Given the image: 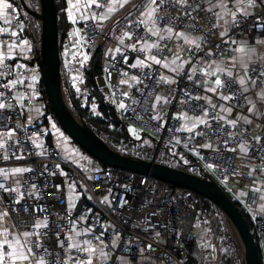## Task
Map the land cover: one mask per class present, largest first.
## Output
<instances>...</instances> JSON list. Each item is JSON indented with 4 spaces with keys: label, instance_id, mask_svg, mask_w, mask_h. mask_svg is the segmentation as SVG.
<instances>
[{
    "label": "built area",
    "instance_id": "2783aa9c",
    "mask_svg": "<svg viewBox=\"0 0 264 264\" xmlns=\"http://www.w3.org/2000/svg\"><path fill=\"white\" fill-rule=\"evenodd\" d=\"M84 1L90 4V0ZM216 1L231 6L235 0H187V3L164 0L153 15L154 30L171 29L172 33L183 32L197 40L184 48V62L167 88L162 84L160 65L152 57L159 61L171 57L177 52L176 42L171 37L153 36L137 17L123 22L118 34L123 45L102 63L99 82L104 89L102 106L110 108L124 125H133L151 137L157 153L165 143L166 149L190 154L196 173L216 181L228 193L236 188L232 182L227 184V180L237 175L239 147L244 145L252 167L242 180L264 189L260 177L264 171V130L243 122H224L216 108L226 106L245 116L247 104L242 87L233 78L221 75L225 86L211 91L206 84L208 77L202 71L204 65L212 66L227 58L243 37L249 44L263 38L264 0H256L245 12L234 13L225 28L216 19V9L212 7ZM99 2L105 7L107 0ZM104 7L86 6L87 16H75L72 20L82 35L77 48L71 29L61 42V63L74 92L79 91L75 81L82 75L78 68L71 66L73 70H69L64 55L78 50L74 59L77 65L84 66L87 62L82 57L84 44L91 47L100 36L97 20L92 17L100 15ZM8 13L10 26L21 23L12 9ZM154 39L157 47L142 46ZM33 66L38 68V64L32 63L29 71L22 73H31ZM262 72L261 67L248 68L254 85L264 83ZM12 74V67L6 62L0 77V105H3L0 130L17 126L19 131L0 145V167L20 166L28 171H22L17 191H12L9 181L0 175V211L7 213L18 234L32 233L26 246L35 253L31 261L43 256L46 264H87L85 260L90 257L83 249L90 246L97 249L96 255L93 254L97 260L92 264H192L189 255L193 245L204 236L202 228H198L192 193L150 175L102 168L94 159L90 166L65 159L55 143L47 140L46 128L27 127L23 122L16 93L30 92L33 88L39 92L41 86L12 85L9 79ZM164 90L168 91V98L158 103L157 98ZM98 105L92 97L88 108L92 116L102 117ZM183 117L195 120L191 131L183 128ZM199 119L205 123H199ZM258 122L264 128V103ZM256 198V194L242 193L236 200L250 214ZM37 223L42 226L35 227ZM253 224L264 262V216L253 218ZM70 243L79 244L81 250L69 249ZM203 247L208 249V243L204 242Z\"/></svg>",
    "mask_w": 264,
    "mask_h": 264
},
{
    "label": "crops",
    "instance_id": "0c3cea01",
    "mask_svg": "<svg viewBox=\"0 0 264 264\" xmlns=\"http://www.w3.org/2000/svg\"><path fill=\"white\" fill-rule=\"evenodd\" d=\"M65 2V20L66 22H69L68 24L71 28V33L73 35V43L76 45L77 48V46H79L82 41V35L80 31L70 23L75 16H87L88 12L86 6H88L89 4H86L84 0H65ZM4 3L10 4L11 8L9 9H12V4L9 1L0 0V6H2ZM109 6V0H107V4L101 13L103 15H108L109 18L102 22H98L100 30L99 40H102L106 37L108 38L107 41L109 42V44H107V50H104L105 53H103V59L110 55L119 46L123 45V43H121V37L118 35L119 30H117V28L127 18L135 16L142 22L146 31L152 29L156 33L155 35H153L149 31L153 36H158V38L171 37V39L176 42L177 52L174 55H171V57L160 61L159 63L162 84L164 88H167V85H169L170 82L172 84L173 76L178 71L181 64H183L184 62V48L188 45L193 44L189 43V41L196 42V38L183 32L170 33L168 29H164L160 32L154 30L152 24L153 16L149 17L147 15V12L149 11V0H129V2L124 7H120L117 4L111 13L108 12ZM212 7L216 9V19L220 21L223 28H225V25H228L234 13L245 12L249 8V6H247V0H235L231 6H227L222 1H216L212 4ZM142 13L144 14L142 15ZM9 21H11V15L8 13V9H3L2 7H0V77L4 64L6 62H9L12 67L13 73L12 76L9 77L12 85L34 87L36 84H38L41 86V76L39 68H37V66L32 67L31 73H22L29 71L28 68L31 61L32 63L37 64V59H33L34 50L31 49L27 44H25V40L21 37V26L12 27L9 25ZM104 27L107 28L105 33L103 32ZM12 32H15L17 34L13 36ZM153 44L157 45V39L145 42L143 46L145 49H148ZM238 47H243L245 51H236ZM77 53L78 50L74 51L70 56L68 52L64 55V62L68 60V68L70 71L74 68L80 69L76 66L77 64L74 59V55H76ZM82 53L84 54L85 52L82 51ZM173 61H175V63H173ZM74 64L76 65L74 66ZM71 66L73 67V69H71ZM251 66L264 68V36L261 40L255 42L254 44H249L247 42V39L243 37L240 42L234 47L232 53L227 58L218 60L212 65V67L204 65L202 71L204 75L206 72L208 73L205 76L208 77L206 84L209 88L216 87L214 81L217 77L220 78L221 75L233 78L238 84V78L240 76H243L246 80V84L243 87L240 84L239 85L242 87L245 102L247 104L246 115H239L237 112L229 109L226 106L216 105V108L220 113L222 121L224 122H243L250 127L257 128L263 131L264 128L259 124L258 118L260 116L262 105L264 103V100L260 98V94L264 93V83L260 84L259 86H256L251 81L247 80V78L249 77L248 68ZM219 69H222L223 71L221 72L219 71ZM228 73H231V75H228ZM212 77H214L213 80ZM40 92L41 91L37 92L33 88L30 92L16 93V98L18 99V102L22 108V117L25 125H37L38 121L41 122V120H43V102L39 99L41 94ZM167 98L168 91L164 90L161 96L157 98V102L160 103ZM204 100L210 104L214 103L213 101H210L207 98H204ZM250 108L252 109V111H249ZM53 120L54 119H50L47 117V123L46 125H43V127L51 133L49 134L48 139L54 141L55 143L56 141L54 140V138L58 139L60 141L59 149L63 148L64 150H69L68 156H65L63 153L62 154L66 158L76 162V160L78 159V154L76 152V155L73 154L72 150L70 149V146L68 145V142H66V136L64 135V138V136H61L59 134V128L57 127L58 125L56 123V126L54 124L55 121ZM182 121L183 128H193V123L195 122V120L183 117ZM17 131H19V127L17 126H12L0 130V145H2L9 137L13 136ZM239 153V168L237 175L227 180V184L229 182H232L236 187L231 193L232 197L239 196L242 193H248V195L256 194L257 198L254 202V209L252 210L250 215L252 219L262 217L264 216V189H262L260 185L255 184L254 182L252 184H249L242 180V176L250 172L252 164L250 163L249 158L246 156V152L241 151L240 147ZM15 169H22V167L15 166L7 169L0 167V175L7 179L14 189H17L20 183V179L22 177V172H15ZM260 177L264 182V171L262 173V176ZM3 213L4 212L0 211V214ZM5 236H7L9 244H14L15 242L24 244L26 239L29 241L32 239V236L24 237L22 234H18L14 230L7 215L4 216L3 219H0V243L4 241ZM26 246L27 244L21 250L26 251ZM88 247L90 246H87L86 248ZM6 250L11 251L12 249L6 248ZM85 252L88 253L87 251ZM88 254L92 263L97 260V257H94L93 254ZM87 261L88 260H85V263H87ZM26 264H35V262L29 260L28 262H26Z\"/></svg>",
    "mask_w": 264,
    "mask_h": 264
},
{
    "label": "trees",
    "instance_id": "16d2710c",
    "mask_svg": "<svg viewBox=\"0 0 264 264\" xmlns=\"http://www.w3.org/2000/svg\"><path fill=\"white\" fill-rule=\"evenodd\" d=\"M7 1H9L12 6H14L13 8L17 9V12L22 19L20 31L22 39L27 41V45L31 47L36 54L39 47L40 37L39 21L29 17V15L22 9L19 0ZM24 2L30 10L35 12L39 11L38 0H24ZM54 2L59 47L63 37L65 36V32L69 27V24L65 20V0H54ZM103 40L104 39H102L101 42L95 46L86 66L82 70L85 78L86 90L90 93V96L86 98V100L90 101V97L95 96L101 105H98V109L101 111L103 118L99 116H92L88 108V104H86L84 107L81 106V101L84 95L75 94L71 90L68 76L65 72H63L61 67V87L65 103L70 112L77 118L80 117L85 125L106 145L109 150L126 158L139 160L142 162H150L153 157L152 144L144 143L143 138L135 139L134 137H130L126 131V126L121 123L117 116L114 115V112L110 108L105 109V107L102 106V96L100 94V90L97 88L96 78L101 76L102 71V59L104 53V44L102 43ZM31 63L32 61L30 64ZM40 91L41 94L39 99L43 102V120H41L40 124L37 125H46L47 117L53 119V116L50 105L46 99L42 82ZM53 121L56 120L54 119ZM164 151L165 153L162 152L164 157L176 159L178 162V164L175 166L169 167L183 170L191 174H197L195 170H189L190 167L188 165H191L193 162V157L191 155L180 150L170 152L169 150L164 149ZM160 152H158L156 156L155 163L168 166L167 164H164L158 160ZM181 157L187 162L186 165L182 164L183 161ZM101 167L107 168L108 166L101 164ZM112 169L117 170L115 168ZM192 196L195 201L197 222L202 226L205 233L204 240L208 241L215 250V256L212 258V256H210V252L207 249H204L201 243L195 244L192 252L189 255V259L191 260L192 264H243V255L241 254L242 252L239 251L235 236L228 224L226 217L214 204L208 200L193 193ZM227 196L235 204V206L239 208V211L245 220L254 240L257 250L258 264H263L262 255L254 231L253 219L229 194H227Z\"/></svg>",
    "mask_w": 264,
    "mask_h": 264
},
{
    "label": "water",
    "instance_id": "95a60500",
    "mask_svg": "<svg viewBox=\"0 0 264 264\" xmlns=\"http://www.w3.org/2000/svg\"><path fill=\"white\" fill-rule=\"evenodd\" d=\"M19 1L29 17L38 20L40 24L39 49L35 55L46 99L60 131L99 164L140 175H150L170 186L183 187L214 204L226 217L237 236L243 251V263L258 264L254 240L239 208L215 181L160 165L155 163L154 159L150 162H142L120 156L109 150L80 117L78 119L81 124L77 121L65 103L61 87L55 2L54 0H38L39 12L37 13L30 10L24 0ZM143 137L149 138L145 134H142L141 138Z\"/></svg>",
    "mask_w": 264,
    "mask_h": 264
},
{
    "label": "snow or ice",
    "instance_id": "6c2138e0",
    "mask_svg": "<svg viewBox=\"0 0 264 264\" xmlns=\"http://www.w3.org/2000/svg\"><path fill=\"white\" fill-rule=\"evenodd\" d=\"M129 2V0H109V8H108V12L111 13L113 11V9L116 7V5L118 4L120 7H124L127 3ZM176 3H187V0H175ZM164 0H159V3L157 2V0H149V11L147 12V15L149 17H152L156 12L157 9L159 8L160 4H163ZM256 3V0H247V6L251 7L254 6ZM94 5L97 8H102L104 7L103 4H101L99 2V0H90V4L88 6H92ZM3 9H9L11 8V5L8 3H4L2 6ZM144 13H142L143 15ZM235 15V14H233ZM108 15H94L92 17V19L94 20H98V22H102L106 19H108ZM149 31L155 35L156 33L152 30L149 29ZM169 32H171V29L168 30ZM17 33L12 32V35L15 36ZM227 33H222L221 35H226ZM178 35H183V34H178ZM121 43H123V40L121 39ZM189 43H193L195 44V41H189ZM232 43H235V41H232ZM25 44H27V42H25ZM197 47H199V44H196ZM135 47V46H133ZM151 47H157V45L153 44L151 45ZM116 51H119V49H116ZM236 51L239 52H244L245 49L243 47H238L236 49ZM86 58V57H85ZM152 60L155 63H160L159 60H156L155 56L152 57ZM140 63H143V61H141ZM173 63H175V61H173ZM136 65H132V67H135ZM175 70V69H174ZM219 71H223L222 69H219ZM208 73L206 72L205 75H207ZM228 75H231V73H228ZM260 76H264V72L260 73ZM248 81H251L252 78L248 77L247 78ZM238 82L239 84L243 87L246 84V80L243 76H240L238 78ZM254 82V81H252ZM214 84L216 85L215 88L210 89L211 91H216V88H222L224 87V83L221 81V79L219 77H217L214 81ZM246 90V89H245ZM224 99H230V97H223ZM260 98L262 100H264V93L260 94ZM0 107H3V105H0ZM121 108L124 107L123 104L120 105ZM249 111H252V109L250 108ZM199 123H205V121L203 119H199L198 121ZM235 122L233 121V124ZM189 131H191V128H188ZM258 139V138H257ZM241 151L247 152V148L244 145L240 146ZM233 151H235V149H233ZM211 167V165H210ZM15 172H22V171H28V169H15ZM12 191H17V189H12ZM107 199V198H105ZM19 201H17L18 203ZM123 206V203H122ZM7 213H3L0 214V219H3L4 216H6ZM42 225L40 223H37L35 225V227H41ZM46 227V225H44ZM22 235L24 237H31L32 233H28V232H24L22 233ZM77 235H79V233H77ZM57 238H59V234H57ZM97 239H99V237H97ZM29 240H25L24 244H20L19 242H15L14 244H9L8 240H7V236H5L4 241L2 243H0V264H26V262H28L29 260L33 259L35 257V253L32 252V249H26V251H22L21 249L25 247V245L27 243H29ZM90 242L85 241V244H89ZM76 248L77 250H81L79 244H69L68 248ZM149 248L151 247V245L148 246ZM6 248H11V251H7ZM84 251H87L90 254H95L97 249L96 248H92V247H88L83 249ZM65 251H68V249H66ZM103 254V253H102ZM72 258L69 257V260H71ZM35 264H46L45 259L43 258V256L40 257H36L35 258ZM58 264H64V262H58ZM87 264H92L91 259H89L87 261Z\"/></svg>",
    "mask_w": 264,
    "mask_h": 264
},
{
    "label": "rangeland",
    "instance_id": "374dc122",
    "mask_svg": "<svg viewBox=\"0 0 264 264\" xmlns=\"http://www.w3.org/2000/svg\"><path fill=\"white\" fill-rule=\"evenodd\" d=\"M39 3V2H38ZM14 11L16 12V18H19L20 17V15H19V13L17 12V9L16 8H14ZM39 12V11H38ZM37 12V13H38ZM19 19H21V17L19 18ZM18 26V25H17ZM106 30H107V28L106 27H104L103 28V32L105 33L106 32ZM99 34H100V30H99ZM39 35H40V32H39ZM112 35V34H111ZM65 37V36H64ZM63 37V38H64ZM63 40V39H62ZM62 42V41H61ZM101 42V40H99L97 43H95L94 45H92L91 47H86L85 46V44H84V48L82 49L83 51H86L84 54H83V59L84 60H89V58H90V56H91V54H92V51H93V49L95 48V46H97V44L98 43H100ZM103 44H104V50L106 51L107 50V48H108V46H107V44H109V42L106 40V41H104L103 40V42H102ZM61 48V43H60V46H59V49ZM38 49H39V47H38ZM105 51H104V53H105ZM34 53H35V51L33 52V59H35V55H34ZM86 57V58H85ZM36 58H37V56H36ZM77 67H79L80 68V65H76ZM84 66H86V63L84 64ZM63 72H64V67H63ZM66 73V72H65ZM100 82L101 83V81H100V77H98V78H96V82ZM76 84H78V86H79V91H75L74 93L75 94H82V95H84V97H83V99H82V101H81V105L82 106H84V105H86V104H90V101H88V100H86V98H87V95L89 94V92H87V90H86V85H85V78H84V75L83 76H80V77H78L77 79H76ZM71 90L73 91V89L71 88ZM74 116V115H73ZM76 119H77V121L81 124V121H79V119L76 117V116H74ZM37 123H40V121H38ZM54 124L56 125V123L54 122ZM27 126H30V125H28V124H26ZM25 125V126H26ZM57 126V125H56ZM58 127V126H57ZM59 131V134L61 135V136H64V134L60 131V129H58ZM126 131H127V133H128V135L130 136V137H135V138H140L141 137V135H142V133L139 131V130H137L133 125H130V124H127L126 125ZM63 135H62V134ZM54 138V137H53ZM64 138H65V136H64ZM54 140L56 141V143H57V145H58V148H59V145H60V141L58 140V139H56V138H54ZM66 142H68V145L70 146V149L72 150V152H73V154H75L76 155V153L78 154V159L77 160H80V164L82 165V166H90V165H93V163L91 162V157L87 154V153H85V152H82L81 150H80V148L78 147V151L75 149V147H74V145L72 144V143H70V141H69V139H67V137H66ZM143 140H144V143H151L152 144V146H153V148H152V156L154 157L155 155L157 156V146H156V143H154L153 141H151L150 139H148L147 137H144L143 138ZM76 146V145H75ZM164 149H166V144L164 143L163 144V146H162V149H160V154H159V156H158V160L159 161H161V162H163L164 164H169V165H172V164H176V162L174 161V160H172L171 158H168V157H164L163 156V154H162V152H164L165 153V151H164ZM61 150V151H60ZM167 150H169L170 152L171 151H173L172 149H167ZM59 151L61 152V154L63 153L65 156H68V152H69V150H64L63 148H60L59 149ZM81 151V152H80ZM76 152V153H75ZM152 157V158H153ZM155 159H156V157H155ZM181 159H182V161H183V163L182 164H184V165H186V161L181 157ZM76 160V161H77ZM172 160V161H171ZM95 163V162H94ZM95 165H96V167H98V164L97 163H95ZM190 169H192V168H189V170ZM149 177H151V176H149ZM166 184V183H165ZM168 185V184H167ZM228 224H229V222H228ZM229 226L231 227V225L229 224ZM202 226L198 223V228H201ZM231 229H232V232H233V234H234V236H235V240H236V242H237V245H238V247H239V251L240 252H242L241 254L243 255V251H242V248H241V246H240V244H239V242H238V240H237V236H236V234H235V232H234V230H233V228L231 227ZM198 243H202V241H197L195 244H198ZM210 252L212 253V258L215 256V250H214V248H213V246H211L210 247ZM244 262V261H243ZM244 264V263H243Z\"/></svg>",
    "mask_w": 264,
    "mask_h": 264
},
{
    "label": "flooded vegetation",
    "instance_id": "af4514ba",
    "mask_svg": "<svg viewBox=\"0 0 264 264\" xmlns=\"http://www.w3.org/2000/svg\"><path fill=\"white\" fill-rule=\"evenodd\" d=\"M171 159L174 160V161L176 162V164H178V162H177L176 159H173V158H171ZM172 160H171V161H172ZM176 164H175V165H176ZM175 165H174V164H172V165H169V164H168V166H172V167L175 166ZM183 165H184V164H183Z\"/></svg>",
    "mask_w": 264,
    "mask_h": 264
}]
</instances>
